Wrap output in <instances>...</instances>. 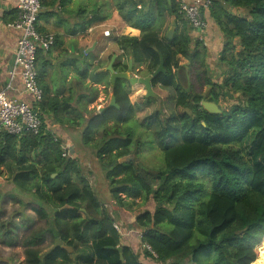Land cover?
<instances>
[{
  "label": "trees",
  "instance_id": "obj_1",
  "mask_svg": "<svg viewBox=\"0 0 264 264\" xmlns=\"http://www.w3.org/2000/svg\"><path fill=\"white\" fill-rule=\"evenodd\" d=\"M111 3L124 22L141 30L140 36L116 38L122 54L115 70H128L132 58L135 68L144 64V74L152 75L164 60L165 71L152 79V85L169 90L173 105L168 116L157 113L146 125L163 152L165 169L143 175L129 159L134 129L127 124L136 115L129 97L130 81L118 79L112 88L119 108L96 113L84 108L92 115L89 119L77 108L75 116L70 115L72 95L55 93L47 81L54 66L52 49L62 44L54 34L53 47L39 49L36 59L37 82L44 97L32 104L43 120L42 130L37 134L0 130V170L8 172L15 187L34 197L25 203L9 196L20 210L15 208L8 221L0 210V246L23 252L24 259L16 264H72L64 248L68 244L76 250L89 242L97 246L106 242L109 249L105 251L112 256L118 253L112 246L123 243L113 214L94 192L79 161L63 155V143L46 121L49 117L61 125H83L82 145L96 149L119 207L132 212L142 206L138 200L141 204L155 201L154 211L141 210L135 218L143 230V243L155 253L146 249L147 257L165 264H264V257L260 260L264 247V0H212L210 16L224 39L219 63L225 67V77L221 83L205 78L208 93L195 92L190 86L186 90L178 82L177 71L187 66L181 64V57L198 64L204 73L210 69L208 49L193 39V28L180 13L177 0H41L39 18L54 14L53 9L70 16L63 21L68 24L67 34L76 38L110 18L105 10ZM71 18H75L72 23ZM171 26L175 31L168 38ZM88 56L64 62L74 66L82 88L88 78L102 83L103 76L110 74L93 70ZM199 74L196 78L201 80ZM232 92H240L246 101L223 110L219 102ZM203 100L215 102L221 112H209ZM122 125H127L124 132ZM100 131L103 135L97 138ZM45 205L76 213L59 212L52 229ZM27 207L38 216L26 219ZM57 239L61 245H56ZM121 255L97 264H144L129 245H123ZM8 259L0 258V264H14V256ZM95 262L93 257L85 264Z\"/></svg>",
  "mask_w": 264,
  "mask_h": 264
},
{
  "label": "rangeland",
  "instance_id": "obj_2",
  "mask_svg": "<svg viewBox=\"0 0 264 264\" xmlns=\"http://www.w3.org/2000/svg\"><path fill=\"white\" fill-rule=\"evenodd\" d=\"M72 5H74V2L72 3ZM75 6V8H77L76 3ZM90 7H92V5H90ZM110 7L111 17L110 19H106L108 21H103L105 23L99 26V31L96 30L93 33L89 34V30L93 28L92 26L84 35H80L73 40L75 41V47L77 50L81 37L83 38L82 45L90 47V43H92L93 41H100L99 43H102L101 48H103L104 43L107 44L112 41L113 34H118L120 36H140L139 32L133 30L131 26H129L126 22L125 24L121 22V20L119 19L120 17L118 11L112 5V3ZM114 8L116 9V12H112ZM105 12L109 13V10H105ZM71 21L74 20H72L71 18ZM103 22H100L99 24ZM107 29L110 30V36H107L103 40V35H105L104 31ZM52 35L54 34L52 33ZM72 43L74 42H71V44ZM55 48L56 46L53 50H55ZM92 49L93 48H90V52L92 51ZM77 50L75 53H73L70 50V44H68V46L61 49L58 54H55V63L53 68L50 69L47 81L53 88L55 93H59L60 95L64 94L65 96L70 94L72 95V111L70 115L75 116V108H77L78 111L83 113L86 119H89L92 115L91 113L85 112L84 108L86 109V111L91 110V112L96 113V111H99L101 107L107 106L110 103L113 91L112 87L106 83L107 80H109V75L104 78V80H102V83H93L90 79H87V84H84L86 85L84 88L80 87L81 85L77 84L80 81L77 80V74L75 73L74 66L67 65L66 67H64L63 65L64 61H68V59H75V57H80L81 54H83V48H81V52ZM110 52H116V48L114 47L112 49H109V51L105 53H98V56L100 55L101 57L100 61L102 62V64H100L99 66L96 59H89V63H92L91 68L93 70L104 69V71H106L105 69L109 64L107 55ZM119 52L122 53V50ZM219 56L220 51H218L217 49L212 56H207L206 66L210 70L205 73L200 70L201 72L199 75L201 77V80L196 78L195 74H192L190 84L192 85L193 91L198 93H208L209 88L208 86H205L203 84V80H205V78H209L210 76L215 82L221 83L223 81L225 77L223 74L225 67L223 68V66L219 63ZM182 61L185 62V59H183ZM189 65L191 64L189 63ZM141 66L142 64H139L137 65V68H140ZM143 67L145 68V65H143ZM137 68L133 69V71L131 72V76H138L136 75L137 73L142 74V72L136 70ZM131 87L132 85L129 87V97L136 107V115L135 119L131 120L127 124L134 129L132 135L133 144L130 147L132 154L130 155L129 159H132L134 161L138 170L143 175H148V173L156 174L165 169V162L163 159L164 155L162 150L153 142V135H150L146 123L152 120V117L157 113H159L162 118L169 115L170 109L173 105L172 101L170 100L172 94L170 93V91L156 86L154 89L156 96L153 97L150 102H148L145 94L146 91H142L143 85L138 84L133 86L141 88L142 90L140 92H138V90L136 89H134L133 92V90H131ZM95 92H97V94ZM139 93H143V96L138 95ZM81 95H85V98L80 99ZM92 99L94 100L89 103V100ZM245 101L246 99L243 98L240 92H232L231 96H225L221 98L219 105L223 110H228L237 104H244ZM46 121L51 129L58 135L61 142L63 143V146L68 149L67 157H72L79 161V165L81 166V168H83V172L89 179L94 192L100 198L101 202L109 209L110 213L113 214L115 223L120 228L119 231L122 235L123 243L118 244L115 247L112 246L118 252L117 254H113L112 256H108L107 251H105L106 249H109V245L106 244V242H104L101 246L93 245L92 242H89L80 245L76 250L72 244L66 245L73 248L71 254H76V258H74L72 264H85L86 261L91 260L93 257H96V262L94 264L100 262L108 263L110 258L119 259L121 257L123 245H129L134 250V252L140 256V260L144 264H165L145 255L146 249L149 248H147V244L143 243L142 241L143 230L139 228L138 225L136 226L135 223L136 214L141 210L148 209L154 211L156 206L155 201L151 199L148 203L146 202L145 204H141L143 202H141V200H138V205L142 206L140 208H135L132 212H127L126 208L119 207L111 194L110 181L106 177V170L103 169L99 159L96 156V149L94 147H87L82 145L81 133L83 125L79 127H75V125L69 124L61 125L54 122L49 117H47ZM110 124H112V122ZM127 125H122V132L127 130ZM102 135L103 132H98L97 138H101ZM126 159L128 158L122 160ZM11 195L20 197L25 203L34 201V197L32 194L25 193L13 185L11 178H9V174L6 170H0V210L4 211V218L7 221L9 220V217L15 208H18L20 210V207L15 206V204H13L12 200L9 198V196ZM65 209L68 208L62 207L61 209H56L45 205L47 217L50 221V226L52 229H54V217L60 214L59 212H62L65 215H74L76 213L75 209H71L65 213L63 212ZM22 210L23 209H21V211ZM26 215V219H30L31 216H36L37 213L35 212V210H30L29 207H27ZM31 221L32 220H29V222ZM46 242L47 241H45V243ZM262 252L263 255L261 254L260 260H262V258L264 257V247L262 249ZM0 255V258L7 261H9L8 257H10V255L14 256V264H16L17 262H21L24 259V254L21 250L14 251L3 246H0Z\"/></svg>",
  "mask_w": 264,
  "mask_h": 264
},
{
  "label": "built area",
  "instance_id": "obj_3",
  "mask_svg": "<svg viewBox=\"0 0 264 264\" xmlns=\"http://www.w3.org/2000/svg\"><path fill=\"white\" fill-rule=\"evenodd\" d=\"M179 11L189 21L193 31L201 33L208 27L205 11L209 10L212 0H177ZM41 0H18V15L14 21L6 22V26L20 31L17 40L16 66L25 90L34 102L43 99V89L37 82L36 59L39 49L45 51L55 44L52 34H45L38 30V19L41 11ZM0 24L3 20L0 18ZM109 35L110 31L107 30ZM43 128V120L34 110L33 104L12 98L0 91V130L12 134L23 132L39 133ZM63 155H68V149L63 146ZM115 227L120 230L117 224ZM148 250L155 254L147 245Z\"/></svg>",
  "mask_w": 264,
  "mask_h": 264
},
{
  "label": "crops",
  "instance_id": "obj_4",
  "mask_svg": "<svg viewBox=\"0 0 264 264\" xmlns=\"http://www.w3.org/2000/svg\"><path fill=\"white\" fill-rule=\"evenodd\" d=\"M17 3H18V0H0V18L3 20V24H0V91H4L6 93V95L9 97L16 98V99L23 100V101H27L29 103H33L34 101H33L32 97L28 94V92L24 88L23 82H22L21 77H20L21 76L20 72H19V70L16 66V62H15L16 52H17V40L20 36V31L17 29H13V28L6 26V22L14 21L17 18V15H18ZM53 11H54V14H51L49 17L45 18L43 16L42 18H39L37 24H38V27L40 29L42 28L41 29L42 31L49 33V34H51V33L57 34L59 36L58 39H60L62 41V44L57 45L55 50H53L54 48L52 49L53 50L52 51L53 57H52L51 61L53 63H55V61H54L55 54H58L61 51V49L67 47L68 44H70V50L73 53H75L77 49L75 47V41H73L75 39V37L69 36L67 34L66 26L68 24H66L63 21L64 18L68 19L69 17L67 15H64L61 12H58L57 9H53ZM109 11H110V9H109ZM114 11L116 12L115 8L112 12H114ZM110 14H111V11H110ZM119 17H120L119 19L121 20V22L125 24V22L122 20L120 15H119ZM205 18H206L207 23H208L207 29H205L201 33L193 31L192 36L194 37L193 39H195V40L199 39L200 41H202L204 43V45L206 46V48L208 49V56L209 55L212 56L216 49L218 51L222 50L224 39H223V35H222L221 31L218 29L215 21L210 16L209 10L205 11ZM72 20L75 21V18H72ZM74 21H70V22L72 23ZM106 21H108V20H106ZM105 22L93 26V28H91L89 30V34L93 33L96 30L99 31L100 30V29H98L99 26L104 24ZM131 28L133 30L139 32V35L141 34L140 29L133 28V27H131ZM107 30L104 31L105 35H103V40L107 36H110V35L106 34ZM119 36L120 35H118V34H113L112 35V41L107 43V44L104 43L103 48H101L102 43H99L100 41H98V42L93 41L92 43H90L91 44L90 47L82 45L83 38L81 37L77 51L81 52V48H83L82 56L84 57V59L87 57V55H89L88 57H91L92 59H96V61H100L101 57H100V55L98 56V53L108 52L109 49H112L115 47L116 52L108 53L107 57H108L109 62H110V60H111L110 57L112 58V56L114 54H117L118 56L115 60V62H116L118 60V58L120 57V55L122 54L121 52H119L121 50L118 48L117 43H116V38ZM77 37H79V36H77ZM84 39H86V38H84ZM71 42H74V43L71 44ZM90 48H93L91 52H90ZM107 57H106V59H107ZM183 59H185V58L181 57V59H180L181 64L187 65V63H188V65L186 66V69L188 72L189 80H191L192 74L196 75L197 72H199V73L201 71L203 72V69H201V67L198 64L193 63V64L189 65V61L185 59V62H183L182 61ZM63 65H64V63H63ZM143 65L140 68L136 69L137 71L142 72V74L137 73L136 75H138L140 77H147L149 75L144 74V71L146 70V65H145V68L143 67ZM66 66L67 65H64V67H66ZM134 68H135V64H134ZM91 73H92V71H91ZM108 75L110 76V74H108ZM108 75L103 76L102 80H104V78H106ZM88 79H90V78H88ZM108 81L110 82V77H109ZM203 82H204V80H203ZM86 84H87V81H86ZM133 86L134 85H132V87ZM158 86L160 87V85H158ZM205 86H207V85H205ZM132 87H131V90H133V92H134V89L138 90V92H140L142 89H143L142 90L143 92L146 91L144 87L142 89L138 88V87H133V88ZM190 87H192L191 84H190ZM167 91H169V90H167ZM145 94H146V92H145ZM62 95H64V94H62ZM138 95L143 96V93L142 94L139 93ZM66 96H68V95H66ZM155 96H156V93H155Z\"/></svg>",
  "mask_w": 264,
  "mask_h": 264
},
{
  "label": "water",
  "instance_id": "obj_5",
  "mask_svg": "<svg viewBox=\"0 0 264 264\" xmlns=\"http://www.w3.org/2000/svg\"><path fill=\"white\" fill-rule=\"evenodd\" d=\"M175 31V27L171 26L170 29L167 32V37L171 38L174 34ZM117 54H114L108 64V66L106 67V71H109L110 73V83L111 86L114 88L116 86L117 80L118 79H126L128 81H130V83L132 85H143V87L146 90V97H155V92H154V88L152 85V79L154 77H156L158 74L162 73L165 71L164 68V60L163 58H161V63L159 65V67L152 73V75H149L147 77H140V76H131V72L134 69V62L133 59L130 58L129 59V66H128V70L126 71H116L114 68V63L115 60L117 58ZM177 78H178V82L181 84V86L188 90L189 86H190V80H189V76H188V72L187 69L185 68H180L177 71ZM201 104L211 113H220L221 112V108L212 101L209 100H203L201 102ZM111 107H116L119 108V104L117 103L116 100V96L114 93H112L111 95V99H110V103L107 106H103L99 109L100 112L105 111L107 108H111ZM55 175V174H54ZM56 245H61V242L59 239L56 240ZM64 248L68 251V253L71 254V252L73 251V248L71 246H64ZM121 249V248H120ZM72 259L74 260V258H76V254H71ZM121 258H123V256L121 255Z\"/></svg>",
  "mask_w": 264,
  "mask_h": 264
},
{
  "label": "clouds",
  "instance_id": "obj_6",
  "mask_svg": "<svg viewBox=\"0 0 264 264\" xmlns=\"http://www.w3.org/2000/svg\"><path fill=\"white\" fill-rule=\"evenodd\" d=\"M116 224V223H115Z\"/></svg>",
  "mask_w": 264,
  "mask_h": 264
}]
</instances>
